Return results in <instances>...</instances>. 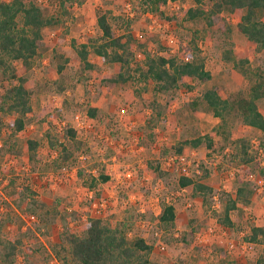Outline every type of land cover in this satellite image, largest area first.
Segmentation results:
<instances>
[{
    "label": "rangeland",
    "instance_id": "374dc122",
    "mask_svg": "<svg viewBox=\"0 0 264 264\" xmlns=\"http://www.w3.org/2000/svg\"><path fill=\"white\" fill-rule=\"evenodd\" d=\"M35 1L60 21L42 28L44 44L29 67L12 60L29 89L31 109L23 128H11L8 121L14 113L0 108L1 232L18 237L23 249L12 264L25 259L63 264L54 250L60 233H82L89 215L121 222L128 236L141 235L152 246L146 264H253L262 244L245 236L251 225H264V131L231 118L225 128L214 130L210 147L201 142L176 151L173 146L216 127L218 117L199 97L204 87L215 85L221 96L231 98L246 93L255 72L264 76V49L237 29V16L223 9L222 24L208 28L199 18L184 17V9L195 4L192 0H166L159 5L162 15L146 10L141 0ZM97 10L107 13L116 33L132 34L131 67L141 64L143 53L170 54L179 39L196 33L210 77H183L175 88L156 91L135 68L125 80L111 82L109 76L123 69L91 50L93 65L84 67L70 40L100 34ZM225 48L231 49L230 59L222 56ZM237 59L247 60L246 74L233 64ZM14 82L16 77L0 70V94ZM256 103L264 113V97ZM89 107H94L93 116ZM65 125L75 130L77 141L65 137ZM239 135L248 140L253 155L246 164L235 153ZM49 136L66 143L71 150L67 160ZM27 138L37 141L35 158L28 157ZM182 165L194 180L212 185L206 202L190 185L178 183ZM240 177L249 180L253 191L246 205L230 210L232 223L226 225L219 221L224 199ZM23 184L46 203V213L27 214L25 202L16 204ZM167 202L174 207V218L160 221Z\"/></svg>",
    "mask_w": 264,
    "mask_h": 264
},
{
    "label": "trees",
    "instance_id": "16d2710c",
    "mask_svg": "<svg viewBox=\"0 0 264 264\" xmlns=\"http://www.w3.org/2000/svg\"><path fill=\"white\" fill-rule=\"evenodd\" d=\"M62 0L61 2H63ZM166 0H141L145 9L152 10L162 15L159 5ZM195 4L184 9V17L187 19L199 18L205 27L213 28L221 25L223 9L237 16L236 27L244 36L253 41L258 49H264V0H208L206 6L203 0H192ZM62 4V3H61ZM60 21L56 14H47L35 0H0V70L9 77H16L17 82L9 84L0 94L1 105L4 111L14 113L8 121V125L14 130L24 126V116L30 111L29 89L25 84V77L19 75L12 65L13 59H18L23 68L30 66L38 49L44 44L42 28L52 26ZM96 24L100 34L96 37H86L82 41L70 40L77 57L84 67H92L88 59L91 50L101 56L105 61L118 62L123 71L109 76L111 82L125 80L132 68L144 79H150L156 91H167L175 88L183 77H193L200 81L210 77L208 69L204 66L203 57L199 53L196 33L190 35L187 40L179 39L177 47L170 54L143 53L142 62L131 67L134 59L130 32L116 33L105 11L97 10ZM128 21L124 27L127 29ZM231 49L222 51L224 59H230ZM246 59H237L233 64L241 72L246 74L244 66ZM124 73V74H123ZM253 80L245 94L235 97H223L219 94L215 85L204 87L199 94L200 99L218 117L219 121L213 132H206L191 138H183L173 146L180 151L184 144L196 146L203 142L207 147L212 145V133L216 128L223 129L231 118H238L243 124L253 126L264 131V113L259 110L256 99L264 97V76L255 72ZM88 114H94V107L88 108ZM1 124V121H0ZM65 137L77 141L75 130L65 125ZM51 144L57 147V153L61 159L67 160L71 156V150L63 141H55L48 137ZM237 156L243 163L249 162L253 155L249 151L248 140L240 136L237 138ZM37 141L34 138L26 139L28 157L35 158ZM264 171V167H261ZM207 170L203 168L202 176H206ZM103 179L107 176L103 175ZM178 183L182 186L190 185L193 192L198 193L203 202L211 195L212 185L194 180L193 177L180 174ZM249 180L239 178L232 193H228L224 199L222 215L219 221L223 224L232 223L229 212L238 205H246L250 201L252 187ZM15 200L17 205L25 202L27 214H35L36 210L46 213V203L36 196V192L27 184H23L17 191ZM28 204V205H27ZM174 218V207L171 203H164L158 215L160 221L168 222ZM0 221V264H12L19 250H23L18 237L2 236ZM245 238L258 241L262 244V252L254 259L253 264H264V225H251ZM54 248L63 264H146L151 244L141 235L128 236L125 226L121 222L112 224L99 215H89L83 223V232L75 233L64 230L60 233V241ZM25 254V252H23ZM23 264H32L29 259Z\"/></svg>",
    "mask_w": 264,
    "mask_h": 264
},
{
    "label": "built area",
    "instance_id": "2783aa9c",
    "mask_svg": "<svg viewBox=\"0 0 264 264\" xmlns=\"http://www.w3.org/2000/svg\"><path fill=\"white\" fill-rule=\"evenodd\" d=\"M178 157H179L180 159H182V156L179 155ZM181 169L183 170V171H181V174H183V175H187V176H190L188 172L184 171V169H185L184 165L181 166Z\"/></svg>",
    "mask_w": 264,
    "mask_h": 264
},
{
    "label": "crops",
    "instance_id": "0c3cea01",
    "mask_svg": "<svg viewBox=\"0 0 264 264\" xmlns=\"http://www.w3.org/2000/svg\"><path fill=\"white\" fill-rule=\"evenodd\" d=\"M259 110H261V109H259Z\"/></svg>",
    "mask_w": 264,
    "mask_h": 264
}]
</instances>
